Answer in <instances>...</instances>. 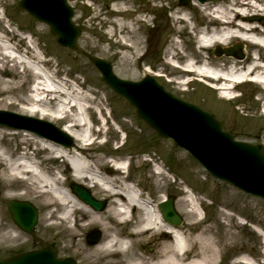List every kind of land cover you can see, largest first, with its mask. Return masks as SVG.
<instances>
[{"label": "rangeland", "instance_id": "1", "mask_svg": "<svg viewBox=\"0 0 264 264\" xmlns=\"http://www.w3.org/2000/svg\"><path fill=\"white\" fill-rule=\"evenodd\" d=\"M68 1L74 9V22L81 30L77 42L82 52L60 45L49 25L24 10L19 0H0V36L11 41L22 52L24 47L27 50L29 47L25 35L33 36V47L45 58L46 68L54 77L66 80L70 87L74 82L84 83V90L92 91L97 96L91 101L99 103L105 115L112 109L113 118L103 128L107 133L101 134L99 138L102 141L107 139V143H100L97 154L105 156L106 159L132 156L129 171L155 203L163 198L166 200L170 194L175 196V207L184 218L183 223L177 226L181 230L188 229L190 221L195 218L192 220L188 216L191 207H181L180 203L186 196L193 197L192 206L199 213L198 216L203 217V221L193 225V231L197 233L204 229L207 237L219 244L222 249V255L217 257L219 264H235L229 256L244 251L256 252L250 257L258 258L264 264V235L257 229L259 227L264 230V199L213 178L188 151L174 141L159 136L143 119L138 118L135 107L126 98L117 94L102 80L101 72L89 58H105L112 63L114 72L124 79L139 80L145 75L155 76L154 73H159L160 79L156 78L158 82L175 95L215 113L224 122V129L231 131L236 139L252 143L256 142V138L264 140V119L256 117L261 109L258 99L255 100V89L251 85L238 88V100L224 102L216 95L211 100L212 93L206 79L186 84L183 81L185 73L173 64L178 61L183 65L189 59L197 58L201 62V59L207 61L211 56L216 57L215 48L210 51L198 50L191 27L194 23L195 29L206 28L204 12L201 8H195L194 2L200 0H191L189 6L181 5L180 0ZM208 1L205 0L204 3ZM181 7H184L182 12H188L191 16L188 30L185 31L184 23H175L172 19L173 14ZM85 38L91 39L93 47L85 46ZM175 42L182 49L184 57L174 56ZM133 44L138 46L137 53L133 52ZM6 66L12 73L0 75L6 80L0 86L12 89V92L0 94V109L28 114L22 111V107L26 102H31L30 98L34 99L32 87L39 84L33 73L35 71L26 72L24 66L17 67L12 61L6 62L0 53V68ZM242 110L250 115L243 114ZM44 119L51 121L47 117ZM52 122L61 128L65 123L63 120ZM0 128L3 130L0 134L1 148L8 149L12 154L20 150L31 157L32 154L42 159L45 157L44 151H38L32 133L26 134L24 130L13 131L4 125H0ZM74 142L76 143L75 138ZM120 143L123 144L117 149ZM141 153L152 155L163 167L166 176L155 174L152 163L143 159ZM51 165L52 162H48L47 166ZM108 168L103 166L102 171L108 172ZM2 170L0 164V255L49 245L56 249L58 256H71L80 264H90L82 247H92L93 244L86 242L85 235L91 228L97 227L103 236L101 227H90L83 237L81 233L78 240L71 237L68 229L46 228V209L40 199L29 193L26 184L18 181H12L11 185V192L15 195H8L9 190L1 182ZM186 184L193 189V194L186 190ZM90 189L95 197L103 199L94 188ZM11 199L30 200L38 207L39 221L36 229L40 237L39 243H35L31 236L13 222L8 210ZM74 223L72 219L70 225L73 226ZM157 238L161 240L160 235ZM156 243L151 238L144 247H138L136 252L152 254L156 250Z\"/></svg>", "mask_w": 264, "mask_h": 264}, {"label": "bare ground", "instance_id": "2", "mask_svg": "<svg viewBox=\"0 0 264 264\" xmlns=\"http://www.w3.org/2000/svg\"><path fill=\"white\" fill-rule=\"evenodd\" d=\"M194 3L195 8H201L203 16H206L204 35L199 38L197 45L200 50L210 51L215 47L225 49L237 41L241 45L234 53L222 52L216 57H209L207 61L189 59L185 69L205 77L209 82L221 81L218 88L209 86L211 100L216 95L224 102L231 101L237 88L234 81L241 82L239 87L251 85L255 89V100H262L263 111L257 113L256 117L264 119V0H209L207 3ZM183 10L184 7H181L176 11L172 19L175 23H184L185 31L188 30L191 16L188 12H182ZM84 43L86 47L92 46L90 38H85ZM132 49L134 53L139 50L136 44L132 45ZM173 49L174 56L184 57L176 42ZM0 53L6 62L12 61L17 67L22 65L26 72L35 70V77L42 79L39 87H35L34 99L30 98L31 102H26L22 111L47 117L55 122L66 120L63 130L76 140L75 145L67 147L50 138L34 135L38 151L55 154V157L60 159L58 162L56 158L54 164L46 168L28 155L15 158L11 151L1 148L0 145V164L3 167L1 182L9 190L8 195H15L11 192L12 181L26 184L29 193L39 198L46 209V228L68 229L74 240L80 237L81 233L83 237L90 227L100 226L103 230L101 240L92 247H82L90 264H219L217 257L222 255L219 244L207 237L206 230L202 229L197 233L193 231V225L203 221L192 206L193 197L186 196L180 203L181 207L190 206L188 216L192 220L195 218L190 221V227L186 230H180L163 217L159 205L164 198L155 203L150 195L144 196L147 202L144 214L147 217L136 207L138 201L133 187L128 182L134 175L130 171L126 174V161L116 156L106 159L105 156L97 154L100 143L97 137H94L95 129L87 123V116L89 114L97 119L95 109L98 111L100 104L93 102L94 106L90 105L92 101L89 100V91H85L76 83L70 87L66 80H57L52 73L42 76L35 64L42 62L43 58L31 44L27 55L16 46L7 44L0 36ZM23 57L28 58V61ZM8 73H12V70L7 66L0 68V75ZM5 82L6 80L0 77V85ZM4 92L10 93L12 89L0 86V94ZM239 98L240 96H237L235 100ZM242 112L250 115L246 114L245 110ZM100 128V132L107 133L103 131L104 127ZM2 131L0 128V134ZM115 132L117 133L116 130ZM81 149L86 155L80 158L73 156L69 165L66 158ZM54 159L53 157L52 160ZM103 166L111 168V171L103 172ZM163 170L157 165L159 176ZM71 180L99 192L108 201L106 210L99 212L83 202L72 190L69 184ZM186 189L193 191L188 185ZM130 211L133 215H130ZM72 219L75 222L73 226L70 225ZM257 229L264 235L261 228ZM158 235L161 240L157 238ZM126 237L131 238L130 242ZM151 238L157 242L156 250L152 254L136 252L138 247H144ZM253 253L256 252L236 253L239 255L234 263L259 264L250 257Z\"/></svg>", "mask_w": 264, "mask_h": 264}, {"label": "water", "instance_id": "3", "mask_svg": "<svg viewBox=\"0 0 264 264\" xmlns=\"http://www.w3.org/2000/svg\"><path fill=\"white\" fill-rule=\"evenodd\" d=\"M190 4V0H181ZM20 5L41 21L50 25L57 40L65 47L82 51L77 43L81 33L73 21L74 10L68 0H20ZM234 53L231 48L218 49ZM91 60L102 72V79L119 94L125 96L135 107L138 117L153 127L159 135L173 138L180 146L189 150L208 170L248 192L264 197V153L261 146L234 140L230 132L223 130V122L214 114L168 92L154 78L147 76L139 81L119 78L107 60L91 56ZM10 118H21L28 122H17ZM0 123L13 127L28 128L49 135L71 145L70 136L48 121L24 117L0 110ZM42 125L39 127L38 125ZM48 131H51L49 133ZM73 189L96 209L103 210L106 201L94 198L90 191L77 183ZM165 217L174 224L183 219L174 207V196L161 205ZM14 221L38 240L35 226L38 210L26 200H12L9 204ZM101 231L93 229L87 234V242L97 243ZM0 264H77L72 258H58L50 247L0 259Z\"/></svg>", "mask_w": 264, "mask_h": 264}, {"label": "flooded vegetation", "instance_id": "4", "mask_svg": "<svg viewBox=\"0 0 264 264\" xmlns=\"http://www.w3.org/2000/svg\"><path fill=\"white\" fill-rule=\"evenodd\" d=\"M257 139H259L260 142H262V143L264 142V140H262V139H260V138H257ZM18 252H20V251H19V250L16 251V252L11 251V252H9V253H6V254L2 255V257L11 256V255L16 254V253H18ZM233 256H234V255H233Z\"/></svg>", "mask_w": 264, "mask_h": 264}]
</instances>
